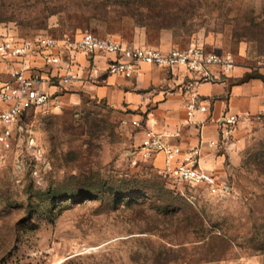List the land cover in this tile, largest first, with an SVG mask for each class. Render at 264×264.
Wrapping results in <instances>:
<instances>
[{"label": "rangeland", "instance_id": "374dc122", "mask_svg": "<svg viewBox=\"0 0 264 264\" xmlns=\"http://www.w3.org/2000/svg\"><path fill=\"white\" fill-rule=\"evenodd\" d=\"M87 31L198 41L264 72V0H0V37ZM62 99L0 144V264H264V113L237 135L227 189L210 194L132 150L137 118Z\"/></svg>", "mask_w": 264, "mask_h": 264}, {"label": "built area", "instance_id": "2783aa9c", "mask_svg": "<svg viewBox=\"0 0 264 264\" xmlns=\"http://www.w3.org/2000/svg\"><path fill=\"white\" fill-rule=\"evenodd\" d=\"M97 53L107 57L110 73L134 76L142 65L181 69L180 87L189 95L188 113L207 111L201 99L205 82L224 81L232 77L237 66L231 53L209 49L204 43L192 41L186 46L163 48L144 43H129L112 35L100 36L87 31L60 36L39 34L32 38L13 35L0 37V144L8 147L15 127L32 110L47 108L51 101L61 106V89L93 80V71L83 76L80 55L87 58ZM43 65L38 64V60ZM58 85L56 91L51 90ZM264 113L263 108L259 111ZM240 115L227 107L218 119V138L200 141L191 148H183L166 140L168 133L146 129L138 150L146 159L163 156L161 173L174 183L189 188H204L210 194L227 189L217 175L200 165L204 145L228 153L236 147ZM139 126L140 120L134 119Z\"/></svg>", "mask_w": 264, "mask_h": 264}, {"label": "crops", "instance_id": "0c3cea01", "mask_svg": "<svg viewBox=\"0 0 264 264\" xmlns=\"http://www.w3.org/2000/svg\"><path fill=\"white\" fill-rule=\"evenodd\" d=\"M169 48L168 45H162ZM81 71L87 76L93 71L94 79L71 88L61 89L64 99L72 102H104L116 110L140 120L139 140L146 129L159 133H168L166 140L183 148H191L199 142L218 138V119L228 107L232 113L240 115L237 135L251 124V119L262 108L264 102V78L247 77L251 73L242 66H236L232 77L218 82H205L201 86V99L208 105L207 111L196 110L188 113L189 95L180 87L181 69H170L154 65H142L132 77L110 73L107 69V57L102 53L87 58L81 54ZM39 65L43 61L38 60ZM261 74L264 75V72ZM52 91L60 90L57 84ZM132 147L138 152V145ZM237 144V142H236ZM220 149L204 145L200 165L214 172L220 182L225 184V161L232 156ZM163 155L157 154L151 160L163 168Z\"/></svg>", "mask_w": 264, "mask_h": 264}, {"label": "trees", "instance_id": "16d2710c", "mask_svg": "<svg viewBox=\"0 0 264 264\" xmlns=\"http://www.w3.org/2000/svg\"><path fill=\"white\" fill-rule=\"evenodd\" d=\"M156 22V21H155ZM152 29H155L153 26H151ZM81 34V33H80ZM121 38V37H119ZM122 40H124L123 38H121ZM247 77H262L264 78V75L263 74H252V73H248L247 74Z\"/></svg>", "mask_w": 264, "mask_h": 264}]
</instances>
